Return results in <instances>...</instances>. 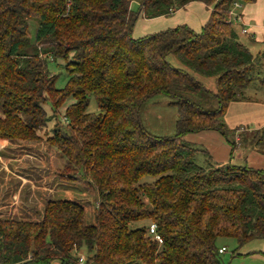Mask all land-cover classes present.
Listing matches in <instances>:
<instances>
[{
  "label": "trees",
  "instance_id": "trees-1",
  "mask_svg": "<svg viewBox=\"0 0 264 264\" xmlns=\"http://www.w3.org/2000/svg\"><path fill=\"white\" fill-rule=\"evenodd\" d=\"M239 1L0 0V140L46 143L66 160L57 175L97 200L93 225L69 199L48 200L39 221L0 218V264H79L83 249L86 264H221L218 239L240 248L264 240V170L201 167L185 139L217 131L232 156L264 145V128L236 142L224 123L261 58L231 21ZM193 2L212 8L200 32L181 25L133 37L140 17H171ZM51 61L66 63L64 88ZM159 95L178 110L175 136L142 124L144 104Z\"/></svg>",
  "mask_w": 264,
  "mask_h": 264
},
{
  "label": "rangeland",
  "instance_id": "rangeland-1",
  "mask_svg": "<svg viewBox=\"0 0 264 264\" xmlns=\"http://www.w3.org/2000/svg\"><path fill=\"white\" fill-rule=\"evenodd\" d=\"M238 4L239 7L234 6L232 10L233 12H235L236 14H243L245 10H248V7H251L253 8V12L252 14L249 13V15L254 18L251 21V25L259 28L264 26V0H240ZM139 6V2L136 1L132 4V9L135 11H139ZM254 10H256V12H254ZM210 11H212V9ZM180 14L184 15V17L190 16L189 13L186 12ZM168 19H172V17ZM161 24V21L150 22L149 20L140 17L134 28L133 37L138 38L150 33H157L161 31L159 29ZM30 31L32 37H35V23H32ZM251 32H254L255 35H260V39H264V30L262 32L260 29H258L257 32L255 29H253L251 30ZM244 36L245 35H242V38H244L243 41H246V36ZM259 47L260 46H254L251 48L252 53H255L256 49H262V57L260 58L259 63L260 66H258L252 73L253 83L247 89L244 95V99L239 103L233 104L228 109V112L224 117V123L227 129L231 131L232 136L241 132V136L245 134L249 140L252 138V135L254 133L264 128V45L263 47L261 46V49ZM169 60L175 67L184 68V66L180 63L177 58L171 57ZM65 65L66 63L64 61H51L49 63V70L53 75L57 76V88H64L67 84V74L65 71ZM203 80L204 84L207 86L208 89H214L215 85L213 79ZM169 102L170 99L165 96L159 95L152 97L144 104L141 112V120L142 124L150 134L158 137H172L176 135V123L179 117V113L177 108L169 105ZM69 103H71V101L68 102V104ZM48 111L49 113L51 112V108L49 106ZM89 112H99L97 102L94 98L91 99ZM51 126L52 123L50 124V127ZM206 132L207 133L201 132L188 135L192 145L198 150L195 155V162L199 166L204 168H208L210 165L215 164L213 158H211V153L216 149L220 148L221 145L220 140L217 138L210 142H206L205 137L207 136V134H209L208 132L210 131ZM213 132L218 133L217 136H219V138L225 139V137L221 133L217 131ZM210 148L214 150L211 151ZM244 149H248V151L251 150L250 148ZM52 150L53 151H50L49 153H45V155L48 157L47 161H45V158L41 160L43 161V168H40V155L37 153L36 158L30 157V159H27L26 164H22V166H24L22 167L23 170H17L18 167H14L13 169H11L12 171L14 170L13 172H15L16 174L19 173L22 176H25L27 179L30 178L35 180L38 176V172L44 177L47 176V180H45V182L51 189V191L48 192L47 199L63 200L71 199L70 197H72L73 200L81 203L85 207L86 224L93 225L95 223V209L97 206L96 198L94 196H90L87 193V190L82 183L62 179L57 175V170L64 168L66 160L60 152L55 149ZM258 151V154H261L263 156L260 158H263L264 160V145H260ZM234 154L235 158H238L237 153L235 152ZM239 159L240 158H238V160ZM241 159L242 162H237L235 165H244L245 162L243 161H246V156H243ZM11 177L13 180L10 181V188L15 190L18 178H16L15 175H12ZM146 181H153V179L145 178L142 183ZM30 193L31 191L26 187L23 196L26 197ZM38 193L41 194L40 192ZM25 213H23V215L21 216L22 220L36 221L35 216L29 218ZM138 225L140 226L141 224ZM217 245L219 248H226V251L220 255L221 264H264V240L252 241L244 247L240 248L237 240L232 238H220L217 241ZM87 255L88 252L86 251V249H83L79 252V257L84 256V258H86ZM54 264L60 263L56 261L54 262Z\"/></svg>",
  "mask_w": 264,
  "mask_h": 264
},
{
  "label": "crops",
  "instance_id": "crops-1",
  "mask_svg": "<svg viewBox=\"0 0 264 264\" xmlns=\"http://www.w3.org/2000/svg\"><path fill=\"white\" fill-rule=\"evenodd\" d=\"M211 9L200 2H193L189 4L185 9H182L171 16L172 19H168L171 17H159L156 19H151L149 21H161L162 24L159 27L161 31L176 28L181 25H187L195 32H200L202 27L210 18ZM247 9L248 10H245L243 14H239L242 17V21L237 25L238 30L242 33V35L246 36V41L244 42L249 46L250 50L254 46H260L259 48L261 49L264 45V39H260V35H255V33L251 32V30L255 29L258 32V29H260L263 32L264 26H262L261 28L252 26L251 21L254 18H252L249 13L252 14L253 8L248 7ZM183 12L189 13L190 16L184 17V15L180 14ZM254 12H256V10H254ZM191 16L193 17V20ZM244 29L247 30V33L243 32ZM242 39L244 40V38ZM253 54H257L255 56L262 57V49H256L255 53ZM205 133L207 132L205 131ZM208 133L209 134H207V136L205 137L206 142H210L217 138L221 143L220 148L216 149L215 151H213L214 149L212 150L210 148V150L213 151L211 153V158H213L215 163L212 166H221L227 163L236 164L237 162H240L242 160L241 158L243 156H246V162L250 167L264 170V160L263 158H260L263 156L261 154H258V149L252 148L250 151H248V149H244L246 148L245 145H239L237 151H235L238 158H240L238 160V158H235L234 156L235 152L232 156V148L228 139L219 138V136H217L218 133L213 131H210ZM241 134V132L236 134V142H239L242 136H246L245 134L241 136ZM185 139L187 142L191 143V141L189 140V136H186ZM50 151H53L52 148H50L44 142H13L8 140H0V218H13L22 220L21 216L26 212L25 214L29 218L35 216L36 221H39L41 219L45 204L49 200L47 199L48 192L51 191L50 187L45 182V180H47V176L44 177L38 172V176L35 180L30 178L27 179L25 176H22L19 173V175L16 174L15 172H13L14 170L12 171V169L14 167H18L17 170H23L22 167L24 166H22V164H26L27 159H30V157L36 158L37 153L40 155V168H43V161L41 160L45 158V161H47L48 157L45 155V153H49ZM11 174L15 175V177L18 178L15 190L10 188V181L13 180ZM26 187L31 191V193L24 197L23 194ZM38 192H40L42 195ZM70 198L72 199V197ZM222 248L225 247H221L220 249Z\"/></svg>",
  "mask_w": 264,
  "mask_h": 264
},
{
  "label": "built area",
  "instance_id": "built-area-1",
  "mask_svg": "<svg viewBox=\"0 0 264 264\" xmlns=\"http://www.w3.org/2000/svg\"><path fill=\"white\" fill-rule=\"evenodd\" d=\"M235 7H239V4H235ZM231 21L236 22V23H240L242 21V17L238 14H236L235 12H231ZM244 33H247V30L244 29L243 30ZM150 234L155 236L156 240H158L160 243H162V240L160 238V236H158L156 234V225H151L150 227ZM226 251V248H222L220 249V253L223 254ZM79 264H86V258H84V256L80 257L79 259Z\"/></svg>",
  "mask_w": 264,
  "mask_h": 264
},
{
  "label": "water",
  "instance_id": "water-1",
  "mask_svg": "<svg viewBox=\"0 0 264 264\" xmlns=\"http://www.w3.org/2000/svg\"><path fill=\"white\" fill-rule=\"evenodd\" d=\"M31 251H32V252H34V251H35V246H34V245H33L32 249H31Z\"/></svg>",
  "mask_w": 264,
  "mask_h": 264
}]
</instances>
